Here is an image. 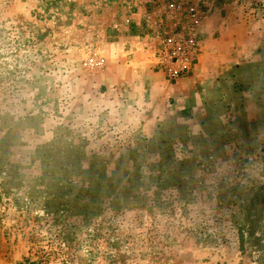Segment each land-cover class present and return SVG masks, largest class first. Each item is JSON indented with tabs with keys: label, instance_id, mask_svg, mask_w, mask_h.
Wrapping results in <instances>:
<instances>
[{
	"label": "rangeland",
	"instance_id": "374dc122",
	"mask_svg": "<svg viewBox=\"0 0 264 264\" xmlns=\"http://www.w3.org/2000/svg\"><path fill=\"white\" fill-rule=\"evenodd\" d=\"M68 1L0 0V264H264V0ZM214 23L253 62L196 86Z\"/></svg>",
	"mask_w": 264,
	"mask_h": 264
},
{
	"label": "crops",
	"instance_id": "0c3cea01",
	"mask_svg": "<svg viewBox=\"0 0 264 264\" xmlns=\"http://www.w3.org/2000/svg\"><path fill=\"white\" fill-rule=\"evenodd\" d=\"M221 28V36L215 38L212 33L214 30ZM225 28V29H224ZM220 30V29H219ZM247 29H234L233 27H226L225 25L213 24L212 29L209 31L208 36H213L208 38L204 43V52L201 53L199 64L194 72V74L189 78L193 84L201 85L203 82L208 81L207 84L215 85L216 83L221 82V80L235 82L239 79V74L243 73L246 70L245 65L236 64L235 66L227 65V61L231 59L232 62H245L251 64L253 60H250V57H243L244 54H247L246 50L253 48L254 43L253 37ZM241 45L240 48L237 46ZM259 44H256L258 46ZM242 48V54L235 53L232 55V51L238 52ZM226 49L227 53L222 50ZM261 59L264 58V49L263 52L257 54ZM257 56L254 57V60H257ZM240 57V58H239ZM222 62V64H220ZM253 65V63H252ZM258 69V68H257ZM257 69L254 70L255 76H259ZM237 75L236 78L234 75ZM218 79H221L220 81ZM241 79V78H240ZM243 79V78H242ZM188 81V80H185ZM244 82V81H241Z\"/></svg>",
	"mask_w": 264,
	"mask_h": 264
},
{
	"label": "trees",
	"instance_id": "16d2710c",
	"mask_svg": "<svg viewBox=\"0 0 264 264\" xmlns=\"http://www.w3.org/2000/svg\"><path fill=\"white\" fill-rule=\"evenodd\" d=\"M44 5H46V8H57L59 9L66 3H68V0H41ZM44 34L41 33L38 35V38H43ZM140 201L142 203L146 202L149 198L146 196L139 195ZM162 198L157 195V198L154 199V203L160 202ZM222 203H225V201H222ZM261 203H264V188L261 187L259 191L253 196L249 198H245L241 203L239 204L240 212L243 214L242 222L239 223L237 228V238L238 243L240 247L245 250V247L247 244L252 245H258L259 238L257 237V229H258V222H257V214L255 211H253V206L259 205ZM234 205H237V203L233 202ZM222 232H220V235ZM134 239V238H133ZM135 243V240H133ZM259 247H262L261 243L259 244ZM18 264H41L40 260H32L30 258H27L26 260L19 262Z\"/></svg>",
	"mask_w": 264,
	"mask_h": 264
},
{
	"label": "built area",
	"instance_id": "2783aa9c",
	"mask_svg": "<svg viewBox=\"0 0 264 264\" xmlns=\"http://www.w3.org/2000/svg\"><path fill=\"white\" fill-rule=\"evenodd\" d=\"M180 42V41H179ZM179 46H183L182 51L175 53V57L178 58V61H188L194 63V60L197 58V55L200 53L203 48V42L198 38L196 34H191L189 38L182 44L179 43ZM174 76H177L176 73Z\"/></svg>",
	"mask_w": 264,
	"mask_h": 264
}]
</instances>
